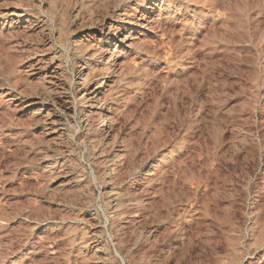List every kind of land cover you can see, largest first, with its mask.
Masks as SVG:
<instances>
[{
  "label": "rangeland",
  "instance_id": "rangeland-1",
  "mask_svg": "<svg viewBox=\"0 0 264 264\" xmlns=\"http://www.w3.org/2000/svg\"><path fill=\"white\" fill-rule=\"evenodd\" d=\"M0 264H264V0H0Z\"/></svg>",
  "mask_w": 264,
  "mask_h": 264
}]
</instances>
